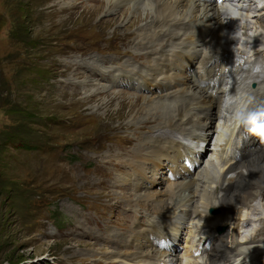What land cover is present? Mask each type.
<instances>
[{
  "label": "rangeland",
  "instance_id": "obj_1",
  "mask_svg": "<svg viewBox=\"0 0 264 264\" xmlns=\"http://www.w3.org/2000/svg\"><path fill=\"white\" fill-rule=\"evenodd\" d=\"M103 2L74 0L75 9L67 10L60 8L61 0H0V264H110L104 252L127 255L132 247L98 238L143 229V207L132 195L147 191L152 197L169 190L165 175L156 176L157 183L146 188L133 191L130 186L129 197L115 187L123 178H135L128 166L120 165L131 160L134 146L158 132L144 126L174 119V108L171 116L161 114L139 128L128 124L143 117L137 109L148 99L174 94L175 81L155 73L153 81L130 77L129 84L118 82L116 76L124 75L113 71L124 63L129 66L125 69L149 73L152 57L150 63L139 57L142 53L135 54V44L140 50L145 46L133 34L139 27L149 35L154 24H142L146 12L127 11L129 5L106 15ZM136 15H141L137 26L128 27ZM259 18L250 20V28ZM171 39L162 40L155 57L169 52ZM203 52L195 51V60L205 62ZM70 61L85 64L74 71L67 66ZM94 61L105 63L92 67ZM252 66L263 80L264 58ZM75 87L79 94L71 95ZM82 97L92 102L80 101ZM215 121L210 130L219 124ZM213 139L201 146L202 164L208 163ZM121 197L130 199L132 208ZM250 202L241 213L252 211L248 207L256 203ZM156 209H149L152 218L159 217ZM257 213H264L263 205ZM251 214L254 225H247L248 232L258 227V216ZM179 251L180 245L171 255Z\"/></svg>",
  "mask_w": 264,
  "mask_h": 264
},
{
  "label": "bare ground",
  "instance_id": "obj_2",
  "mask_svg": "<svg viewBox=\"0 0 264 264\" xmlns=\"http://www.w3.org/2000/svg\"><path fill=\"white\" fill-rule=\"evenodd\" d=\"M61 1L60 8L75 9L74 0ZM103 3L102 11L106 15L129 5L127 11L146 12L142 24L148 27L146 22L150 21L155 25L149 28V35L143 34L139 27L136 35L133 34L145 46L140 50L139 44H135V54L146 56L145 62L152 57L149 73L140 75L137 69H125L129 66L124 63L113 71L124 75L116 76L118 82L126 80L124 83L129 84L130 77L141 82L153 81L157 79L155 73L175 81L174 94L148 99L144 108L137 109V114L143 117L128 125L139 128L161 114L169 117L172 108L174 119L164 118L154 127L144 126L156 128L158 132L150 140H141L134 146L130 161L116 162L123 168L128 166L135 176L123 178L115 186L121 187L127 197L131 194L130 186L133 191L152 186L157 183L158 175L169 178V190L152 197L147 191L132 195L135 204L143 207L140 224L143 229L132 230L127 235L100 236L98 239L133 250L122 257L116 250L104 252L106 259L110 264H264V213H257L260 206L264 207V71L260 80L252 66L260 56L264 58V0H104ZM257 16L260 18L251 29L250 20ZM139 19L141 15H136L128 27L137 26ZM166 37L172 38L173 44L168 46L170 53L155 57V51ZM202 50L205 62L194 57L195 51ZM98 62L105 63L94 61L96 64L92 67ZM67 63L74 71L85 64ZM261 81L263 85L257 86ZM76 87L71 95L79 94ZM97 94L103 91L98 90ZM80 101L88 103L92 99L82 97ZM215 118L223 123L210 130ZM257 125L261 126L257 128ZM213 135L215 143L208 154L213 159L202 165L201 146ZM251 199L259 205L248 207L252 209L251 215L258 216L254 218L258 227L252 233L247 231V226L243 229V224L254 225V220L248 216L249 211L241 213ZM124 200H127L124 205L132 208L130 199L122 198L121 202ZM157 207L159 217L152 218L149 209L157 210ZM209 209H218L219 218H211ZM216 225H227L230 229L208 242L210 228ZM178 241L179 255H171L179 249ZM206 244L209 246L205 247Z\"/></svg>",
  "mask_w": 264,
  "mask_h": 264
}]
</instances>
